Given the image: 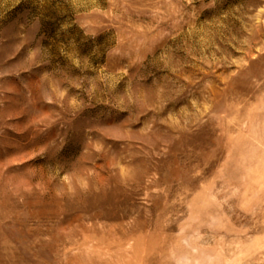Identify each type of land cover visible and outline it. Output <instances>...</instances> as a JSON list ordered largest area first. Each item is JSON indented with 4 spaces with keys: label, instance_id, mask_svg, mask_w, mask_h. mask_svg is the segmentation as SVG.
I'll use <instances>...</instances> for the list:
<instances>
[{
    "label": "rangeland",
    "instance_id": "rangeland-1",
    "mask_svg": "<svg viewBox=\"0 0 264 264\" xmlns=\"http://www.w3.org/2000/svg\"><path fill=\"white\" fill-rule=\"evenodd\" d=\"M0 264H264V0H0Z\"/></svg>",
    "mask_w": 264,
    "mask_h": 264
}]
</instances>
